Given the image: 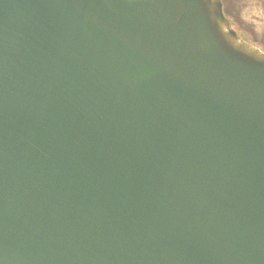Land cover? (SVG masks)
Here are the masks:
<instances>
[{"label": "water", "instance_id": "1", "mask_svg": "<svg viewBox=\"0 0 264 264\" xmlns=\"http://www.w3.org/2000/svg\"><path fill=\"white\" fill-rule=\"evenodd\" d=\"M0 264H264V51L222 0H0Z\"/></svg>", "mask_w": 264, "mask_h": 264}, {"label": "rangeland", "instance_id": "2", "mask_svg": "<svg viewBox=\"0 0 264 264\" xmlns=\"http://www.w3.org/2000/svg\"><path fill=\"white\" fill-rule=\"evenodd\" d=\"M233 27L249 43L264 51V0H222Z\"/></svg>", "mask_w": 264, "mask_h": 264}]
</instances>
